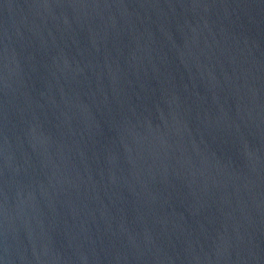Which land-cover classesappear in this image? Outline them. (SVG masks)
I'll list each match as a JSON object with an SVG mask.
<instances>
[{"label": "water", "instance_id": "95a60500", "mask_svg": "<svg viewBox=\"0 0 264 264\" xmlns=\"http://www.w3.org/2000/svg\"><path fill=\"white\" fill-rule=\"evenodd\" d=\"M0 264H264V0H0Z\"/></svg>", "mask_w": 264, "mask_h": 264}]
</instances>
